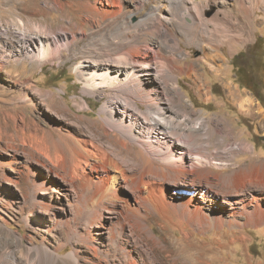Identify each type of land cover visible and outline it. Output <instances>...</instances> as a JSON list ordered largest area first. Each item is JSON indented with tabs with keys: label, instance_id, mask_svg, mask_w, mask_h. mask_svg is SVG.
Listing matches in <instances>:
<instances>
[{
	"label": "bare ground",
	"instance_id": "6f19581e",
	"mask_svg": "<svg viewBox=\"0 0 264 264\" xmlns=\"http://www.w3.org/2000/svg\"><path fill=\"white\" fill-rule=\"evenodd\" d=\"M20 4L26 10V2ZM46 8L62 16L83 10L87 19L97 21L98 30L90 33L95 46L87 48L78 73L83 95L108 97L101 119L92 121L107 146L92 133L56 138L46 130L40 135L35 124L28 133L15 118L9 124L0 117V141L7 139L4 149L12 151L1 177L8 185L25 181L20 187L24 203L31 213L45 214L36 227L43 235L66 229L77 244L91 245L95 257L99 246L110 252L109 245L119 257L113 263L91 262L79 246L63 254L71 238L50 244L42 237V245H34L33 239L25 245L27 238L18 236L11 243L0 239V264H164L155 249L168 248L169 231H180L190 243L197 233L264 224V161L225 171V161L252 147L224 145L223 126L189 107L179 84L186 75L201 96L207 95L198 68L203 61H189L188 48L201 49L207 65L219 72L226 60L224 48L233 55L253 40L256 25L264 21V0H54ZM14 15L7 22L20 28L17 42L23 55L44 62L72 46L64 29L61 36L29 32V18ZM32 22L44 27L47 21ZM250 103L243 100L242 106ZM14 136L19 144L14 145ZM155 224L165 239L155 233ZM249 240L240 234L231 243ZM172 260L183 264L177 255Z\"/></svg>",
	"mask_w": 264,
	"mask_h": 264
},
{
	"label": "rangeland",
	"instance_id": "374dc122",
	"mask_svg": "<svg viewBox=\"0 0 264 264\" xmlns=\"http://www.w3.org/2000/svg\"><path fill=\"white\" fill-rule=\"evenodd\" d=\"M77 1L80 0H74V2ZM7 2L8 0H0L1 119L10 124L15 118L16 124L23 126L28 133L35 124L38 129L40 128V135L45 130L51 131L56 138L62 137L64 134H66L64 136L83 138L92 133L97 137L96 139H102L103 144L106 143L98 134L101 133V130L96 129L92 125V121L101 119L100 110L108 97L101 94L83 95L84 83L78 73V66L83 62L86 52L95 46L96 39L93 40L90 35L95 29L98 30L97 21L90 17L87 19L88 14L83 10L73 11L68 16H62V13L57 10L46 8L52 5L54 0H12V4ZM22 2H26V10H23V6L20 4ZM34 9L45 10V14L36 15L33 13ZM208 11V16L212 15L213 10ZM14 14L29 18L30 24L26 26L29 32L39 31L61 36L64 29L68 33L72 46L62 48L60 54L55 56L56 58L44 62L36 58L31 59L29 55H23V48L17 42L20 28H14L7 22V19L15 16ZM31 19L47 21L46 26H34L31 24L33 21ZM69 19L71 22L73 21L72 24ZM135 20V17L132 18L133 22ZM97 36L95 37L99 40V35ZM188 51L190 52L189 61H203L198 68L205 78L203 91L207 92V95L201 96L193 81L186 75H182L179 84L188 106L192 107L199 116L213 121L217 120V123L223 126V144L228 148L239 145L242 147L246 144L252 147L249 151L240 152L233 159L225 161L228 165L224 170L231 171L235 167L238 168L239 164L246 166L249 163L264 161V104L256 97L259 94L264 101V21L256 25L253 40L242 43L233 55L230 54L228 47L223 49L226 60L221 63L219 72L212 71L207 65L201 49L194 46L188 48ZM259 82H262V86H259ZM231 91L235 92L234 96ZM248 99L252 103L246 106L247 109L242 106V101ZM82 103L87 104L86 109L80 107ZM22 117H24V121L21 120ZM15 140L17 143H14ZM9 143L7 139L0 141V239L11 243L13 240L16 242L18 236H24L27 238L24 240L25 245L29 244L32 239L34 245H42V237H45L50 244L65 242L66 239L68 241L70 238L72 240V236L67 235L66 229H56L50 235H43L36 228L38 227V218L45 216V214L41 212L31 213L30 204L24 203L20 192V187H23L25 183L23 175L21 180L24 182L22 181L23 184L20 186L14 183L8 185L1 177L3 169H9L6 164L5 167L2 165L9 162L11 158L9 154L12 151L4 149ZM13 143L14 145L20 143L18 137L14 136ZM104 145L107 146V143ZM213 148L211 147V149ZM235 163H238L237 166ZM73 225L72 227L75 228ZM90 225L89 227H92V224ZM153 228L157 235L165 239L158 225L155 224ZM98 230L104 232L105 227L100 226ZM240 234L248 236L251 240L247 244L241 241L231 243V239ZM116 235L118 234L116 233ZM124 235L118 236L120 242H122ZM166 237L170 242V247L168 245L164 251L155 249L157 251L156 257L163 258L164 264H172L174 261L172 257L175 259L176 255L182 258L183 264H206V262L210 264H264V224L258 227L236 228L235 230L225 227L223 230L215 229L205 234L197 233L190 243H185L186 241L183 240L180 231H169ZM107 242L108 240H105V243ZM168 242L165 241L166 244ZM80 244H77L74 239L73 243L64 249L63 254H69L75 246H79L83 250V258L89 259L91 262L105 260L113 263L116 256L119 255L118 250L109 245L110 252L105 250L104 246H99L98 255L95 257L90 248L91 245L87 243L88 248L86 243L82 242V246ZM92 246L96 248L98 243H93ZM172 247L175 250L173 253H171ZM11 249L16 251V244H12ZM106 252L109 254H105ZM105 255L110 259H107Z\"/></svg>",
	"mask_w": 264,
	"mask_h": 264
},
{
	"label": "trees",
	"instance_id": "16d2710c",
	"mask_svg": "<svg viewBox=\"0 0 264 264\" xmlns=\"http://www.w3.org/2000/svg\"><path fill=\"white\" fill-rule=\"evenodd\" d=\"M244 84V83H243ZM246 85V84H245ZM259 86H262V82H259ZM256 97L258 98L259 101H261L264 104L263 98H261V96L258 94L256 95Z\"/></svg>",
	"mask_w": 264,
	"mask_h": 264
}]
</instances>
